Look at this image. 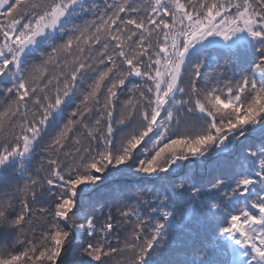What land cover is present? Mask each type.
I'll return each mask as SVG.
<instances>
[{
	"label": "snow or ice",
	"instance_id": "snow-or-ice-1",
	"mask_svg": "<svg viewBox=\"0 0 264 264\" xmlns=\"http://www.w3.org/2000/svg\"><path fill=\"white\" fill-rule=\"evenodd\" d=\"M0 264H264V0H0Z\"/></svg>",
	"mask_w": 264,
	"mask_h": 264
}]
</instances>
